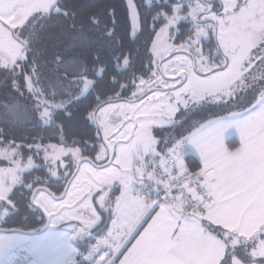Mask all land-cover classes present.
Segmentation results:
<instances>
[{
  "label": "rangeland",
  "instance_id": "374dc122",
  "mask_svg": "<svg viewBox=\"0 0 264 264\" xmlns=\"http://www.w3.org/2000/svg\"><path fill=\"white\" fill-rule=\"evenodd\" d=\"M219 1L231 9L228 5L230 0ZM237 1L240 0H235L231 4L238 7L236 9L239 13L228 19L231 22L229 26L220 23L217 34L219 52L227 61L226 70L204 77L199 75V72L207 73L211 70L206 67L208 62L197 58L195 68L189 56L177 55L164 63L161 74H154L153 84H142L137 95L143 94L146 86L151 88L155 84L162 88L176 86L175 89L156 92L139 102L110 104L98 112L97 126L103 132L114 154V161L109 167H105L110 157L105 145L101 148L100 157L96 159L99 165L79 161L80 152L77 149H67L58 145H50L45 149L38 148L37 158L42 160L44 168L55 178L59 177L60 173H65V166L70 161L80 166L64 201L58 202L50 194L40 191L34 202L51 222L58 221L71 226L57 232L52 230L46 238L44 234L33 236L28 232L23 235L0 233V264H25L27 260L36 264H74L73 246L62 245V240L79 228L92 232L100 223L99 210H107L110 196L117 189L122 192L140 190L146 182L158 185L167 152L173 155L175 163L179 161L177 170L186 169L184 159L192 152L201 158V162L202 160L206 162L209 157L219 154L222 141L219 133L211 132L213 124H207L197 132L201 126L195 127L197 117H191L189 110L207 104L221 106L224 101L227 104L223 108L232 110L235 105L231 102V97L243 89V85L252 74L262 75L257 94L264 90V0H241L243 1L241 7L239 6L241 2ZM127 3L133 36H137L140 31L137 10L132 0H127ZM57 5L58 0H0V116L10 119L11 112L13 113L18 106L14 105L17 107L9 112V105L25 100L24 109H20L25 112L26 118H30L32 125L49 126L54 113L62 108L61 99L64 98L60 95L61 90L60 93L58 90L60 79L47 81V78L26 77L27 90L33 93V97L26 100L19 97L15 77L19 75L21 69L19 65L26 61L31 52L32 60L34 59V66L31 69L39 72V67L44 70L48 68L51 61L47 60L46 54L55 51L57 46L47 41L37 45L30 40L31 38L24 39L25 36L22 34L23 27L31 19L41 20L54 11ZM179 10L180 8H177L175 17L168 21L155 39L152 47L155 66L177 51H189L187 47L177 48L174 44L173 35L177 34L178 25L182 21L178 16ZM194 18V14L191 15L190 19L194 21ZM203 33L206 34L200 30V35ZM181 75L186 79L183 86L180 84L181 81L168 80ZM34 81L39 83L35 90L32 85ZM46 81L52 84L51 87L57 92L50 93L45 85ZM75 82L78 83V80ZM83 85L81 97L86 96L92 87L89 82H84ZM77 86L67 83L66 90L69 95ZM237 103L239 105L236 107L243 108L246 101ZM182 112L185 113L176 119L177 114ZM186 130L190 132L185 134ZM208 136L212 137L208 139ZM37 168L40 166L36 167L33 160L23 158L19 147L4 146L0 143V207L8 209L3 202H6L14 189L21 184L24 175ZM39 178L36 174V179L40 180ZM97 190L101 194L98 204L91 201L93 195L89 196L91 191L94 193ZM260 235L264 237V229L260 234L254 233L255 243L249 244L241 242L243 240L240 237L237 239L225 237L229 242V253L231 255L232 252L237 258L238 264L251 262L264 264V260H255L264 258V241L260 240ZM72 236L75 237L74 234ZM97 252L96 248L92 250L90 258L92 259ZM56 253L60 258L54 263L52 256Z\"/></svg>",
  "mask_w": 264,
  "mask_h": 264
},
{
  "label": "trees",
  "instance_id": "16d2710c",
  "mask_svg": "<svg viewBox=\"0 0 264 264\" xmlns=\"http://www.w3.org/2000/svg\"><path fill=\"white\" fill-rule=\"evenodd\" d=\"M132 2L139 18L140 31L137 36H133L127 0H58L56 9L48 16L37 21L31 19L23 27L24 39L31 38L30 40L37 45L47 41L57 47L52 53L46 54L47 60L51 61L46 70L42 67H39V72L31 69L34 66L32 52L26 61L19 65L21 66L19 75L15 76L19 97L26 100L33 97V93L27 90L26 77H41L47 78V81L60 79L58 90L59 93L61 90L60 95L64 99H61L62 108L54 113L49 126L32 125L30 118H25V112L21 111L26 104L25 100V103L20 101L9 105V112L17 106L18 109L21 108L9 113L12 119L0 116L1 143L4 146L9 144L18 146L25 160H33L36 167L40 166L24 175L22 186L15 189L5 203L9 215L0 223V228L8 233L15 231L31 233L42 229L47 221L44 212L32 207L30 203L34 191L46 188L59 198L75 172L70 165L65 171H70L68 177L53 180L51 174L44 168L42 160L37 158L38 148L45 149L53 144L77 148L83 158L99 165L96 159L100 157L101 148L104 146L100 132L94 127L93 114L110 104L138 99L142 101L147 98L137 95V92L142 83L150 81L154 76L153 44L159 32L175 17L177 8L181 6L177 0ZM178 15L183 20L173 37L175 45L181 46L189 43L197 34L192 29L195 21L188 18L189 11H186V7H182ZM15 71L18 74V71ZM76 79L78 83L75 82ZM47 81L45 84L47 90L50 93L57 92ZM84 82H89L92 87L86 96L81 97ZM67 83L78 85L70 95L66 90ZM38 84L33 82V90ZM254 91L258 93L256 89ZM225 104L226 101L221 106L207 104L190 109V116L197 117L195 127L227 117L233 113L234 108H238L225 110ZM184 113L177 114L176 119ZM189 132L184 131L185 134ZM235 144V141L229 142L231 150ZM168 154L170 153L167 152L165 157ZM184 162L189 173H199L202 170L201 164L194 156H187ZM36 174L40 180L36 179ZM148 185L155 188L151 184ZM115 195V193L112 195L109 212L102 215V224L95 231L96 238L104 234L111 225ZM161 196L159 195L158 199ZM148 223L149 221L136 237L143 232ZM208 231L221 240L225 239V235L217 229L208 228ZM94 246L95 241L79 248L81 249L79 260ZM234 258L236 257L231 252L222 264H233ZM118 261L114 264H118Z\"/></svg>",
  "mask_w": 264,
  "mask_h": 264
},
{
  "label": "crops",
  "instance_id": "0c3cea01",
  "mask_svg": "<svg viewBox=\"0 0 264 264\" xmlns=\"http://www.w3.org/2000/svg\"><path fill=\"white\" fill-rule=\"evenodd\" d=\"M261 80L262 75L252 74L243 89L231 97L234 107L239 105L237 101H246L243 108H234L227 117L210 121L197 131L213 124L211 132L219 133L222 141L219 154L209 157L206 162H201L194 152L190 154L201 164L198 175L213 200V204L206 207L203 219L181 210L173 200L158 199L163 188L160 173L159 184L153 185L156 191L145 183L143 188L148 189L124 192L117 189L114 192L111 225L99 238L95 237V231L102 224V215L109 212L110 205L107 210H99L100 223L92 232L79 228L72 233L75 237L70 234L62 240V245L73 246V263L90 264V254L96 248L110 253V264L117 260L118 264H222L229 254V242L214 236L208 228L221 231L225 237H240L243 241H239L246 244L255 243L253 234H260L264 229V90L259 94L254 91ZM230 141L236 142L233 150ZM178 164L179 161L176 168ZM177 171L179 175L188 173L187 169ZM90 195H93L91 201L98 204L100 191H91ZM194 199L198 200L197 194ZM148 221L143 232L136 237ZM69 226L71 224L53 221L48 231L42 234L46 238L52 230L57 232ZM260 240L264 241L263 235ZM93 241L95 246L79 260V248ZM58 258L60 255L56 253L52 261L55 263ZM236 259L233 264H238ZM25 264L36 263L27 260Z\"/></svg>",
  "mask_w": 264,
  "mask_h": 264
},
{
  "label": "flooded vegetation",
  "instance_id": "af4514ba",
  "mask_svg": "<svg viewBox=\"0 0 264 264\" xmlns=\"http://www.w3.org/2000/svg\"><path fill=\"white\" fill-rule=\"evenodd\" d=\"M230 1L231 2L228 5L231 6V9H228V6L227 5L225 6L219 0H180V1L177 0V3L181 6V8L182 7H186V11H189V16H188L189 19H190L191 15L194 14V16H195V18H194L195 25H192V29L196 32L197 35H196V37H193L190 40L189 43H186V44L181 45V46L175 45L177 48L187 47L189 49L188 52H185L183 50L177 51L176 53H174L170 57L159 61V63L156 65L157 67L154 64L156 75H158L159 73L161 74V68L164 65V63L168 62L169 60H171L172 58L176 57L177 55H182V54H184V55L186 54L187 56H189V58H191V61L193 62V64L194 63L196 64L197 58L203 60L204 62H208V64H207L208 66H206V67L210 68L211 70L209 72H207V73L199 72V75H201V76L207 77V76H211V75H213L215 73H218L220 71L226 70V69H223V67L225 65V62H227V61H226L225 56H223L219 52V44H218L217 34H218V29H219L220 23H223V24H226V25L229 26L231 22H229L228 19L231 18V16H233V15L235 16L237 13H239V11H237V9H236L238 7L236 5H232L231 4L235 0H230ZM238 2L240 3L241 0L237 1V3ZM239 6L240 7L243 6V1L241 2V4ZM181 8H180L179 12L181 11ZM179 18H181V17L179 16ZM182 20H183V18H182ZM200 30L204 31L206 34L204 35V33H203L202 35H200ZM174 44H175V42H174ZM191 50H192V52H191ZM215 64H217V65H215ZM153 78H154V76H153ZM153 78L150 81L142 83V84H144V85L153 84V81L155 80ZM173 79H175V78H173ZM163 80H165V78H163ZM168 80H170V79H168ZM180 84H181V86H183L182 82ZM146 87L147 88L144 89L145 90L144 93L141 94V95L144 96V97L147 96V98L149 96H151L152 94L156 93V92H161V91L162 92H167V91H170V90L176 88V86L174 88H162V87H158L157 84H155L151 88L148 87V86H146ZM138 100H140V99H138ZM135 101H137V100H135ZM135 101H129V103H132V102H135ZM10 119H12V118H10ZM100 134H101V137H102V133L101 132H100ZM102 141H103V138H102ZM0 143H1V141H0ZM53 145H56V144H53ZM7 146H14V145L13 144H9ZM103 146H104V142H103ZM15 147L18 148V146H15ZM67 149H77V148H67ZM77 150L79 151V149H77ZM79 161H86V162L90 161L91 163L95 164L94 162H92V160L87 159V158H83L82 155H81V152H80V160ZM66 165L67 166H65V169H64L65 171L70 168L69 167L70 165H72V167L75 169V172L73 173L71 179L67 183V186H68L70 184V182L72 183L73 180L76 178L74 176L76 174L78 165H75L73 163V161H70ZM69 174L67 172H65L64 174L60 173L59 177L55 178L54 176H51V178L53 180H57L58 181L60 179L68 177ZM22 184H23V182L21 181V184L18 187H16L15 189L21 187ZM67 186H66V188H67ZM69 186H71V185H69ZM43 190H47L48 192H50L46 188H40V189H38L36 191L39 193L40 191H43ZM36 191H34V193ZM43 192H45V191H43ZM38 193H37V195H38ZM9 197H8V199H9ZM32 197H33V195H32ZM6 202H8V200ZM6 202L4 201L3 203H6ZM30 203H31V200H30ZM4 214H6L5 218L2 219V216ZM8 215H9V209L6 210L5 208L0 207V223L3 222L7 218ZM0 231H6V230L0 228Z\"/></svg>",
  "mask_w": 264,
  "mask_h": 264
},
{
  "label": "built area",
  "instance_id": "2783aa9c",
  "mask_svg": "<svg viewBox=\"0 0 264 264\" xmlns=\"http://www.w3.org/2000/svg\"><path fill=\"white\" fill-rule=\"evenodd\" d=\"M164 170L161 173L163 185L160 200H173L181 210L189 211L191 215L204 218L207 206L213 204L211 195L202 183L198 173L179 175L173 155L165 157ZM198 195V200L194 199ZM111 255L106 250H99L90 260V264H110Z\"/></svg>",
  "mask_w": 264,
  "mask_h": 264
},
{
  "label": "water",
  "instance_id": "95a60500",
  "mask_svg": "<svg viewBox=\"0 0 264 264\" xmlns=\"http://www.w3.org/2000/svg\"><path fill=\"white\" fill-rule=\"evenodd\" d=\"M180 1V0H179ZM194 66L196 67V64L194 63ZM227 68V63L225 62V65H224V67H223V69H226ZM171 81H181L182 82V84L184 85L185 83H186V79H185V76L184 75H181V76H179L178 78H175V79H170ZM139 101H141V100H137V101H135V102H139ZM103 107H101V109H102ZM98 112L99 111H96L94 114H93V124H94V126H95V128L96 129H98L101 133H102V138H103V142H104V145L106 146V148L109 150V152H110V157H109V161L107 162V164L105 165V167H109L112 163H113V161H114V154H113V152L111 151V149L109 148V145L107 144V142H106V139H105V136H104V134H103V132L99 129V127L97 126V115H98ZM88 162H90V161H88ZM91 163V162H90ZM93 164V163H92ZM94 165H96V164H94ZM79 165H78V168H77V171H76V174H75V176L74 177H76L77 176V174H78V172H79ZM70 184H71V182H70ZM69 184V185H70ZM69 185L67 186V188H66V190H65V192L62 194V196L61 197H59V198H57L55 195H53V194H51L50 192H48L47 190H43V191H45L46 193H49L56 201H58V202H60V201H64L65 200V198H66V195H67V192H68V189H69ZM37 191L33 194V197L31 198V205L34 207V208H37V209H39L36 205H35V198H36V196H37ZM39 210H41V209H39ZM42 211V210H41ZM45 214V213H44ZM45 217H46V221H47V224H46V226L45 227H43L42 229H40L39 231H37V232H31V233H28V234H30V235H33V236H35V235H39V234H42V233H45V232H47L48 231V229H49V227H50V224H51V221H50V219L47 217V215L45 214ZM0 233H8V231H0ZM14 233H17V234H26V233H23V232H19V231H15Z\"/></svg>",
  "mask_w": 264,
  "mask_h": 264
}]
</instances>
